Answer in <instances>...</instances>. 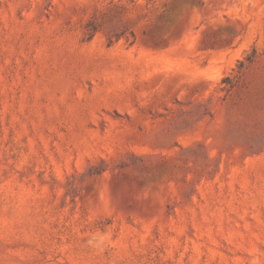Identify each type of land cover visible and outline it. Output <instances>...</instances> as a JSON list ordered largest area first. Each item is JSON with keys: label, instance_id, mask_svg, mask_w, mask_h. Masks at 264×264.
I'll return each instance as SVG.
<instances>
[{"label": "rangeland", "instance_id": "1", "mask_svg": "<svg viewBox=\"0 0 264 264\" xmlns=\"http://www.w3.org/2000/svg\"><path fill=\"white\" fill-rule=\"evenodd\" d=\"M0 264H264V0H0Z\"/></svg>", "mask_w": 264, "mask_h": 264}]
</instances>
